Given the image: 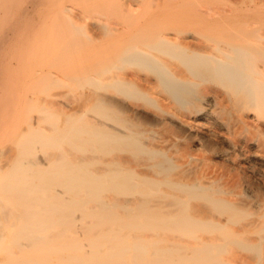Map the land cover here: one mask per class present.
Masks as SVG:
<instances>
[{"label": "bare ground", "instance_id": "1", "mask_svg": "<svg viewBox=\"0 0 264 264\" xmlns=\"http://www.w3.org/2000/svg\"><path fill=\"white\" fill-rule=\"evenodd\" d=\"M229 2L166 0L157 43L105 47L44 168L1 149L0 264H264V39L229 44Z\"/></svg>", "mask_w": 264, "mask_h": 264}, {"label": "rangeland", "instance_id": "2", "mask_svg": "<svg viewBox=\"0 0 264 264\" xmlns=\"http://www.w3.org/2000/svg\"><path fill=\"white\" fill-rule=\"evenodd\" d=\"M165 1H13L8 18L19 25L0 30V151L10 147L7 150L16 151L14 157L43 160L38 168L51 163L55 146L43 143L46 137L53 141L58 132H68L84 111L80 93L87 92L86 86L82 89L74 79L97 77L107 46L145 45L163 38ZM247 1L229 2L231 45H263L257 41L264 39V8L249 14ZM189 28L185 35L199 33ZM37 143H43L37 145L38 154L24 153ZM66 159L73 160L72 154L67 153Z\"/></svg>", "mask_w": 264, "mask_h": 264}]
</instances>
